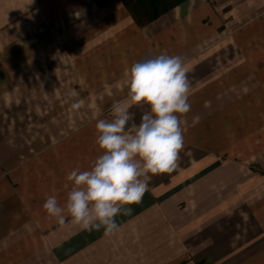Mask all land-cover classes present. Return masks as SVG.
Returning a JSON list of instances; mask_svg holds the SVG:
<instances>
[{
    "label": "crops",
    "instance_id": "0c3cea01",
    "mask_svg": "<svg viewBox=\"0 0 264 264\" xmlns=\"http://www.w3.org/2000/svg\"><path fill=\"white\" fill-rule=\"evenodd\" d=\"M59 14L74 20L56 31ZM163 52L188 68L186 163L150 174L108 234L67 211L41 232L11 194L0 199V264H264V146L245 126L261 109L264 0H181L144 25L121 0H0V197L25 160L111 118L114 102L137 112L144 103L128 97L126 69Z\"/></svg>",
    "mask_w": 264,
    "mask_h": 264
},
{
    "label": "clouds",
    "instance_id": "9594fccd",
    "mask_svg": "<svg viewBox=\"0 0 264 264\" xmlns=\"http://www.w3.org/2000/svg\"><path fill=\"white\" fill-rule=\"evenodd\" d=\"M188 68L179 55L163 52L132 63L126 69L128 97L143 102L149 111L139 123L131 105L116 101L110 119H98L95 143L102 150L89 170L73 168L66 179L71 182L66 204L49 195L43 208L60 223L65 211L87 231L112 233L118 229L117 217L130 215L132 204H139L148 191L150 174L171 172L178 166L184 147L180 116L187 113L190 81ZM70 96H75L70 93ZM80 107L78 100L71 103Z\"/></svg>",
    "mask_w": 264,
    "mask_h": 264
},
{
    "label": "rangeland",
    "instance_id": "374dc122",
    "mask_svg": "<svg viewBox=\"0 0 264 264\" xmlns=\"http://www.w3.org/2000/svg\"><path fill=\"white\" fill-rule=\"evenodd\" d=\"M55 17L56 22L53 26L56 31L59 26H63L73 19V16H64L63 14L56 15ZM54 28L52 27L53 30L51 28L49 29L48 32L50 35L55 32ZM46 32L41 31V34ZM89 59L93 61L91 57ZM258 92L256 99L260 100L262 110L247 112L248 116L246 117L247 123L245 126H247L248 133L246 137L256 136L255 140L258 142L254 146H264V84L261 85ZM144 106L147 108H144ZM136 107L138 108L137 112H132L136 115H143L144 112L149 111L147 104L141 103ZM131 110L134 111L135 109L132 108ZM94 121L69 133L58 142L51 144L44 150L35 153L29 159L25 160L22 166H20L18 175L15 176L17 185H12V191H8L3 197H0V199H6L11 194L18 201L17 207H20L17 208L18 214L22 213L23 216L36 220L39 226L38 230L41 232L52 231L54 226L60 224L57 218L50 217L43 208L46 197L56 195L59 204L64 207L67 193L71 189V182L66 179L67 174L76 167H79L81 170H89L92 161L98 155L102 154V150L95 143L97 132L95 128L96 121ZM184 142V147L179 153L178 166H183L186 163V160L184 161L182 158V151H186L188 143L185 139ZM236 142L238 147L243 144L239 140ZM41 145L42 147L45 146L42 142ZM250 147L249 145L245 148H249L251 149L250 152H253L254 149Z\"/></svg>",
    "mask_w": 264,
    "mask_h": 264
},
{
    "label": "trees",
    "instance_id": "16d2710c",
    "mask_svg": "<svg viewBox=\"0 0 264 264\" xmlns=\"http://www.w3.org/2000/svg\"><path fill=\"white\" fill-rule=\"evenodd\" d=\"M101 6L109 0H95ZM138 25H144L181 0H121Z\"/></svg>",
    "mask_w": 264,
    "mask_h": 264
}]
</instances>
